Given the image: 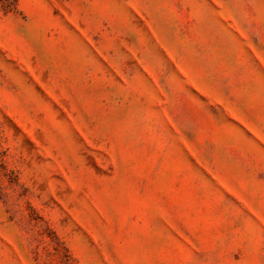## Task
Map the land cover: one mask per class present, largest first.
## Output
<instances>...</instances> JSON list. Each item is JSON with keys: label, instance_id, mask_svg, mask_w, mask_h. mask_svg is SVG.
<instances>
[{"label": "rangeland", "instance_id": "374dc122", "mask_svg": "<svg viewBox=\"0 0 264 264\" xmlns=\"http://www.w3.org/2000/svg\"><path fill=\"white\" fill-rule=\"evenodd\" d=\"M0 264H264V0H0Z\"/></svg>", "mask_w": 264, "mask_h": 264}]
</instances>
